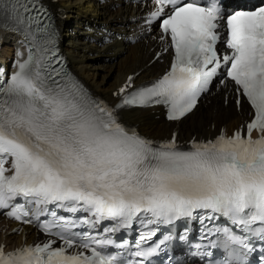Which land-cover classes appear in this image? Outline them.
<instances>
[{"label":"snow or ice","instance_id":"6c2138e0","mask_svg":"<svg viewBox=\"0 0 264 264\" xmlns=\"http://www.w3.org/2000/svg\"><path fill=\"white\" fill-rule=\"evenodd\" d=\"M152 3L146 23L159 21L160 39H170L173 60L161 77L123 96L118 107L162 104L169 120H179L222 73L220 83L230 79L236 86L237 106L240 95L250 104L251 119L230 136L221 132L214 140L193 141L186 151L175 136L153 144L58 69L39 0H0V26L11 23L30 44L27 59L0 86V210L26 224L48 217L38 227L61 242L53 247L56 240L49 239L11 252L0 246V264H127L120 251L104 249H126L127 240L117 243L112 236L134 224L145 231L132 255L139 258L136 264H145L169 237L149 247L142 242L181 218H227L232 227L209 230L222 233L229 250L220 264H242L243 253L254 251L251 241H264V6L225 18L218 0ZM218 42L227 51L218 52ZM254 130L260 133L256 138ZM105 221L102 234L92 235ZM84 225L89 231H72Z\"/></svg>","mask_w":264,"mask_h":264},{"label":"bare ground","instance_id":"6f19581e","mask_svg":"<svg viewBox=\"0 0 264 264\" xmlns=\"http://www.w3.org/2000/svg\"><path fill=\"white\" fill-rule=\"evenodd\" d=\"M44 1L57 18L60 47L79 78L95 95L114 100L112 92L131 73L140 70L136 80L142 81L157 76L165 69L159 59L148 64L153 56V53L149 54L151 48L159 43L156 38L148 37V42H145L141 41L142 35L136 43L127 39L128 27L136 25L133 18L145 12L131 4V0ZM134 31L131 30L132 33ZM120 34L125 35L123 40H118ZM12 45L11 35H6L4 56L13 54ZM231 98L232 93L225 98L219 94L210 96L206 104H201L187 115L177 127L183 138L189 139L194 134L214 136L221 126L226 129L237 126L247 117V111L236 109ZM123 113L130 122L136 123L139 129L152 136L164 137L177 124L165 121L162 116L158 117L160 112L151 109H130ZM29 236L35 237V232L32 231ZM0 241L6 247L24 243L23 234L3 236L2 232Z\"/></svg>","mask_w":264,"mask_h":264}]
</instances>
